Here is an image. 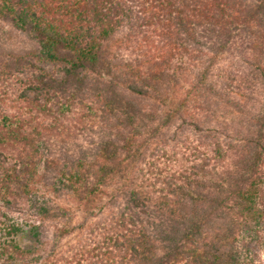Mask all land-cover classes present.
<instances>
[{
	"label": "trees",
	"instance_id": "trees-1",
	"mask_svg": "<svg viewBox=\"0 0 264 264\" xmlns=\"http://www.w3.org/2000/svg\"><path fill=\"white\" fill-rule=\"evenodd\" d=\"M258 188L264 0H0V264H250Z\"/></svg>",
	"mask_w": 264,
	"mask_h": 264
},
{
	"label": "rangeland",
	"instance_id": "rangeland-1",
	"mask_svg": "<svg viewBox=\"0 0 264 264\" xmlns=\"http://www.w3.org/2000/svg\"><path fill=\"white\" fill-rule=\"evenodd\" d=\"M28 73L20 74L17 77L16 83L20 80H24ZM222 140L227 139L221 136ZM259 194L257 195V202L254 210L252 211L254 216H258V230H256L255 238V251L254 258L250 264H264V189L258 188ZM74 208V206H72ZM7 212L9 218H11L20 227L17 240L26 249H28V259L22 264H41L44 260L52 255H56L58 252L65 250L71 243H73L79 236V231L83 230V212L75 207L74 218L71 223L73 231L59 243H53L51 240L35 241L30 227L36 221L34 218L28 216V214L22 212ZM254 239V238H253Z\"/></svg>",
	"mask_w": 264,
	"mask_h": 264
}]
</instances>
